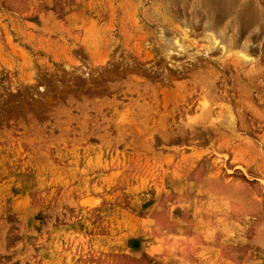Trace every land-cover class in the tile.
<instances>
[{"label":"rangeland","instance_id":"rangeland-1","mask_svg":"<svg viewBox=\"0 0 264 264\" xmlns=\"http://www.w3.org/2000/svg\"><path fill=\"white\" fill-rule=\"evenodd\" d=\"M0 264H264V0H0Z\"/></svg>","mask_w":264,"mask_h":264},{"label":"bare ground","instance_id":"bare-ground-1","mask_svg":"<svg viewBox=\"0 0 264 264\" xmlns=\"http://www.w3.org/2000/svg\"><path fill=\"white\" fill-rule=\"evenodd\" d=\"M210 2H212L213 3V1H215V0H209ZM180 70V69H179ZM187 69H185V71H186ZM173 71V70H172ZM171 74V73H170ZM175 76V75H174ZM168 78H170L171 79V76H169V74H168V76H167ZM124 93V92H123ZM141 102V101H140ZM142 104V103H141Z\"/></svg>","mask_w":264,"mask_h":264}]
</instances>
